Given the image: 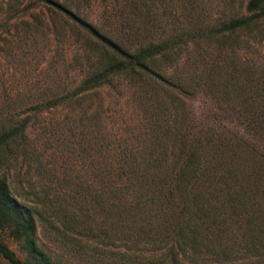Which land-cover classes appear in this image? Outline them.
Listing matches in <instances>:
<instances>
[{"label":"trees","instance_id":"trees-1","mask_svg":"<svg viewBox=\"0 0 264 264\" xmlns=\"http://www.w3.org/2000/svg\"><path fill=\"white\" fill-rule=\"evenodd\" d=\"M57 16L88 43L83 69L69 82L63 75L70 71L54 65L60 77L42 84V96L17 98V115L0 121V264H75L53 252L41 226L73 253L85 252L91 240L120 247L145 242L158 247L156 257L166 264L208 258L209 264H264V64L230 49L246 29L257 31L244 42L261 35L264 44V0H248L241 15L135 41L104 31L60 0H0V53L17 51L15 44L41 53L44 21L57 47ZM61 50L69 58L68 47ZM10 90L33 89L27 83ZM105 90L127 94V109L140 110L141 117L128 120L138 123L139 144L103 145L104 122L92 130L100 145L99 160L89 163L93 180L45 164L36 155L40 143L31 140L32 117L23 114L101 115ZM88 99L91 107L84 108ZM60 124L52 119L39 131L75 144ZM81 139L82 152L95 154ZM35 162L40 177L21 176L17 164Z\"/></svg>","mask_w":264,"mask_h":264},{"label":"rangeland","instance_id":"rangeland-1","mask_svg":"<svg viewBox=\"0 0 264 264\" xmlns=\"http://www.w3.org/2000/svg\"><path fill=\"white\" fill-rule=\"evenodd\" d=\"M68 5L73 11L87 18L89 21L99 25L104 31L113 35H124L131 41H135L138 35H152L160 33H177L188 31L195 25V21L201 20L205 23H215L221 19L229 18L233 15H241L246 12L248 0H60ZM41 8L38 9L40 11ZM60 36L55 40L53 46L48 35L50 34L47 25L41 22L39 27V38L42 52H37L31 47L21 48L15 44L17 51L11 52L10 48L2 52L0 60V121L7 113H15L19 110L14 109L13 103L17 98H28L42 96L43 90L39 88L46 80L57 77L55 74L56 66H62L70 71V75H63L64 80L74 82L78 79V73L83 69V47L87 42L83 34L71 25V23L60 17H55ZM54 23V22H52ZM262 29L264 26L261 27ZM256 29H246L241 32L242 39H247L250 35H255ZM48 37V38H47ZM230 45V49L236 48L247 57L258 64H264V44L258 41L247 44L243 40ZM69 50V58L63 56L62 48L65 46ZM63 46V47H62ZM1 52V51H0ZM32 52V53H31ZM50 55L46 58V55ZM56 65V66H54ZM50 66L47 71L43 67ZM64 68V69H65ZM60 77V76H59ZM57 77V78H59ZM66 77V78H65ZM29 83L32 91L20 93L19 90H10L12 87H20L22 84ZM9 88V92L5 88ZM38 90V91H37ZM126 94V93H124ZM100 95L97 94L98 98ZM102 101L105 104L100 108L101 115L95 113L88 114L84 119L74 117V114L64 109L56 111H45L37 113L34 110L27 111L23 115H31V140L40 143L36 155H42L44 163L48 166L53 164L63 165L65 173H69L76 178H94V172L89 163L99 160L100 146L98 138L93 139L92 130L100 129L104 122L109 126L106 129L107 136L103 139L104 144L110 147L125 146L129 144L137 145L139 140L133 139V131H139L138 123H129L130 117L136 116L141 112L135 108L127 109L130 98L126 95L114 94L112 91L105 90L102 93ZM83 104L84 108L91 107V100ZM78 103L75 107L78 108ZM134 113V114H133ZM98 116H101L100 119ZM92 117L94 119H92ZM52 119H60L59 127L65 136L76 141L75 144H65L57 140H47L48 133L39 131L45 122ZM99 119V120H98ZM130 121V120H129ZM93 122V123H91ZM71 128H74L70 131ZM137 130V131H136ZM105 132V133H106ZM73 133V134H72ZM140 133V132H139ZM96 133H94L95 135ZM87 140L92 152L95 154L86 155L82 152L78 141ZM39 139V140H38ZM101 142V141H100ZM34 165V166H33ZM30 164H17V170L26 179L32 176L40 177L37 172L38 162ZM43 240L49 243L54 253L65 256L75 264H166L162 257H156L157 246L145 242L119 244L113 242L89 241L87 250L82 253H73L66 247H61L50 240V235L45 227L41 226ZM121 245V244H120ZM13 248L16 246L12 244ZM205 262L209 264L211 261ZM206 260V259H205Z\"/></svg>","mask_w":264,"mask_h":264}]
</instances>
